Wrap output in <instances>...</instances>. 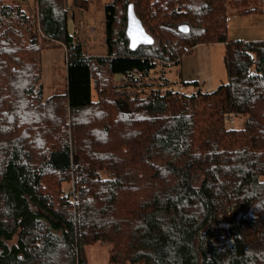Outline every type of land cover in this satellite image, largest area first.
Here are the masks:
<instances>
[{"label": "trees", "instance_id": "1", "mask_svg": "<svg viewBox=\"0 0 264 264\" xmlns=\"http://www.w3.org/2000/svg\"><path fill=\"white\" fill-rule=\"evenodd\" d=\"M37 1L67 89L45 95L37 19L0 0V264H89L99 241L114 264H264V40L227 36L228 9L262 0H108L100 55L69 31L67 0ZM131 2L155 38L134 50ZM219 41L227 80L176 87L168 68Z\"/></svg>", "mask_w": 264, "mask_h": 264}, {"label": "rangeland", "instance_id": "2", "mask_svg": "<svg viewBox=\"0 0 264 264\" xmlns=\"http://www.w3.org/2000/svg\"><path fill=\"white\" fill-rule=\"evenodd\" d=\"M5 3L16 5L28 14L37 19L38 39L42 47V81L41 88L45 95H51L55 92H64L67 89V47L57 42L49 43L41 30L38 18V1L37 0H3ZM194 3H202L204 0H192ZM69 8L68 19L72 29L75 30V38L80 40L84 51L91 55L107 54L109 44L107 42V20L105 6L108 0L94 1L88 10L79 6H74L73 0H67ZM264 9V0L260 2ZM108 16V15H107ZM70 17V18H69ZM109 17V16H108ZM127 25V24H126ZM227 36L230 40H239L246 38L264 39V11L239 13L234 9H228L227 17ZM261 40V39H260ZM225 43L216 42L213 45L211 58V72L214 76V82L218 85L227 80V70L224 61ZM196 51H194V55ZM186 54H183V56ZM186 66V65H185ZM182 63H174L168 68L171 80L177 81L176 87L181 86ZM187 68V66H186ZM161 71L154 75L160 76ZM245 116L238 115L229 121L228 126L231 128L243 127ZM64 188L67 192L73 189L72 182H65ZM112 244L107 241H99L86 247V254L89 264H114L110 261V251ZM128 264V263H127Z\"/></svg>", "mask_w": 264, "mask_h": 264}, {"label": "crops", "instance_id": "3", "mask_svg": "<svg viewBox=\"0 0 264 264\" xmlns=\"http://www.w3.org/2000/svg\"><path fill=\"white\" fill-rule=\"evenodd\" d=\"M106 9V6H105ZM70 18V17H69ZM107 18V10H106ZM69 31L75 36V30L72 29L70 19H68ZM247 40H264L246 38ZM245 39V40H246ZM218 43V42H217ZM216 43H199L193 49L186 53L181 59L184 67L181 69L182 77L188 81L197 80L204 90H213L217 86L214 82V76L211 72V58L213 52V45ZM194 51L196 54L194 55ZM108 53V52H107ZM187 68H186V66Z\"/></svg>", "mask_w": 264, "mask_h": 264}, {"label": "water", "instance_id": "4", "mask_svg": "<svg viewBox=\"0 0 264 264\" xmlns=\"http://www.w3.org/2000/svg\"><path fill=\"white\" fill-rule=\"evenodd\" d=\"M134 2L127 6L126 34L129 39V47L137 49L141 45H151L155 42L154 36L146 29L142 19L137 16ZM180 28L188 31V26L183 24Z\"/></svg>", "mask_w": 264, "mask_h": 264}]
</instances>
